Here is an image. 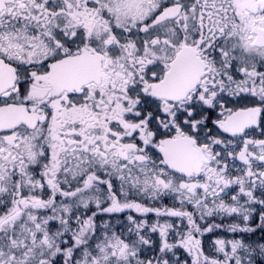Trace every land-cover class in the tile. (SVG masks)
Wrapping results in <instances>:
<instances>
[{
	"label": "snow or ice",
	"instance_id": "obj_1",
	"mask_svg": "<svg viewBox=\"0 0 264 264\" xmlns=\"http://www.w3.org/2000/svg\"><path fill=\"white\" fill-rule=\"evenodd\" d=\"M0 264H264V0H0Z\"/></svg>",
	"mask_w": 264,
	"mask_h": 264
}]
</instances>
